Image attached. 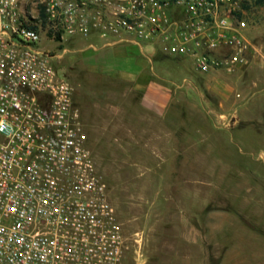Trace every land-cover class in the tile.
Listing matches in <instances>:
<instances>
[{
	"label": "built area",
	"instance_id": "2783aa9c",
	"mask_svg": "<svg viewBox=\"0 0 264 264\" xmlns=\"http://www.w3.org/2000/svg\"><path fill=\"white\" fill-rule=\"evenodd\" d=\"M254 1L0 0V264H127L130 238L51 45L132 40L233 72L249 59Z\"/></svg>",
	"mask_w": 264,
	"mask_h": 264
},
{
	"label": "rangeland",
	"instance_id": "374dc122",
	"mask_svg": "<svg viewBox=\"0 0 264 264\" xmlns=\"http://www.w3.org/2000/svg\"><path fill=\"white\" fill-rule=\"evenodd\" d=\"M246 18L249 59L233 72L201 73L189 57L154 61L165 76L196 81L162 116L132 83L63 56L62 38L51 45L130 238L127 264H264V3L249 4Z\"/></svg>",
	"mask_w": 264,
	"mask_h": 264
},
{
	"label": "crops",
	"instance_id": "0c3cea01",
	"mask_svg": "<svg viewBox=\"0 0 264 264\" xmlns=\"http://www.w3.org/2000/svg\"><path fill=\"white\" fill-rule=\"evenodd\" d=\"M64 45L63 56L72 52L76 56L74 63L80 68L132 83V88L141 93L142 104L161 116L181 101V93H186L182 89L194 86L196 82L188 75L176 79L157 71L153 66L156 59L175 57L164 56L157 47L152 56L145 52L142 43L132 40L111 43L98 35L68 37Z\"/></svg>",
	"mask_w": 264,
	"mask_h": 264
},
{
	"label": "trees",
	"instance_id": "16d2710c",
	"mask_svg": "<svg viewBox=\"0 0 264 264\" xmlns=\"http://www.w3.org/2000/svg\"><path fill=\"white\" fill-rule=\"evenodd\" d=\"M255 3L256 4H263L264 3V0H255ZM163 54V53H162ZM164 56H168V55H165L163 54Z\"/></svg>",
	"mask_w": 264,
	"mask_h": 264
}]
</instances>
